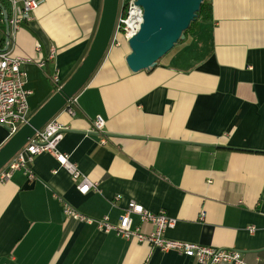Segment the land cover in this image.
<instances>
[{"label":"crops","instance_id":"crops-1","mask_svg":"<svg viewBox=\"0 0 264 264\" xmlns=\"http://www.w3.org/2000/svg\"><path fill=\"white\" fill-rule=\"evenodd\" d=\"M208 1L209 15L149 70L128 68L127 42L109 47L73 96L75 114L66 107L53 117L64 128L59 149L97 189L80 193L46 152L29 163L32 178L19 168L0 180V264H199L63 212L65 202L115 223L129 199L176 219L165 238L264 264V0ZM102 2L41 0L9 27L7 50L23 58L33 112L85 57ZM97 117L101 131L92 130ZM11 135L0 124V146Z\"/></svg>","mask_w":264,"mask_h":264},{"label":"built area","instance_id":"built-area-1","mask_svg":"<svg viewBox=\"0 0 264 264\" xmlns=\"http://www.w3.org/2000/svg\"><path fill=\"white\" fill-rule=\"evenodd\" d=\"M40 1L9 0V27L17 28L20 26L25 19L30 17ZM142 13V7L137 5L135 0H119L116 21L108 48L119 46L122 40L127 42L138 30L142 22ZM4 46H0V124L6 126L10 134H13L32 115L28 104V96L32 90L25 86L26 72L20 67L23 58L11 55L7 49H3ZM54 53L55 48L51 47L48 58H52ZM44 64V60L38 62L40 67ZM52 80L56 85L59 83L57 74L52 76ZM73 102L72 97L64 107H67L70 115L75 114ZM103 126L104 121L101 117H97L93 121L92 130L101 131ZM63 130V126L56 119L48 120L0 169V180H6L12 171L19 168L27 171L29 177L32 178L33 174L29 169V163L33 161L36 155L46 152L54 157L59 167L69 173L80 193L85 194L91 189H97V182L90 180L81 172L76 162L70 159L69 153L59 149ZM100 143H106L105 137L100 138ZM114 198L115 200L120 199V194H116ZM63 212L67 218L79 222L96 223L97 227L104 232L113 231L121 237L146 243L162 251L174 250L193 257L199 264H250L245 260L243 254L234 248L207 246L165 238L163 235L165 229L174 227L176 219L167 215L163 209L157 212L150 211L134 199L127 201L123 212L115 223L110 222L107 215H103L101 218L87 216L65 202L63 203ZM203 213L202 211L201 215ZM133 216L138 218L137 224L134 223ZM142 223L150 224L152 230L143 231ZM249 230H253V228L251 227Z\"/></svg>","mask_w":264,"mask_h":264},{"label":"water","instance_id":"water-1","mask_svg":"<svg viewBox=\"0 0 264 264\" xmlns=\"http://www.w3.org/2000/svg\"><path fill=\"white\" fill-rule=\"evenodd\" d=\"M203 0H135L142 7V22L127 40L125 62L132 72L154 67L173 46L185 38L184 31L194 20ZM119 0H103L98 25L90 47L75 71L0 146V169L26 141L53 118L83 87L108 49L118 12ZM5 46L8 47V14L3 9Z\"/></svg>","mask_w":264,"mask_h":264},{"label":"trees","instance_id":"trees-1","mask_svg":"<svg viewBox=\"0 0 264 264\" xmlns=\"http://www.w3.org/2000/svg\"><path fill=\"white\" fill-rule=\"evenodd\" d=\"M3 9H5V11L8 14V18H10V3L8 2V0H0V30L2 31L3 35L0 39V46H4V40H5V24L3 21ZM210 13V4L208 0H203L201 5H200V9L199 11L196 13V16L194 18L193 21H191L190 25L188 26V28L184 31L185 34V38L187 37V35L194 31L195 29H197L198 26V21L200 19V17L202 16H207ZM180 43V40L177 42ZM57 88V87H56ZM67 105V104H66ZM33 113V111H32Z\"/></svg>","mask_w":264,"mask_h":264},{"label":"rangeland","instance_id":"rangeland-1","mask_svg":"<svg viewBox=\"0 0 264 264\" xmlns=\"http://www.w3.org/2000/svg\"><path fill=\"white\" fill-rule=\"evenodd\" d=\"M190 33H191V32H190ZM190 33H189V34H190ZM185 39H186V38L180 40V43H176V44L173 46V48H172L170 51H168L164 56H166V55H168V54H171L172 52H175L177 49H179V48L184 44ZM127 45H128V44H127ZM162 58H163V57H162ZM31 111H33V110H31Z\"/></svg>","mask_w":264,"mask_h":264}]
</instances>
